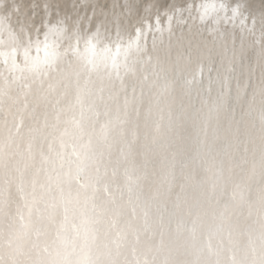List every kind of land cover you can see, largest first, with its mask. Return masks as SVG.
<instances>
[{
	"label": "bare ground",
	"instance_id": "bare-ground-1",
	"mask_svg": "<svg viewBox=\"0 0 264 264\" xmlns=\"http://www.w3.org/2000/svg\"><path fill=\"white\" fill-rule=\"evenodd\" d=\"M0 264H264V0H0Z\"/></svg>",
	"mask_w": 264,
	"mask_h": 264
},
{
	"label": "water",
	"instance_id": "water-1",
	"mask_svg": "<svg viewBox=\"0 0 264 264\" xmlns=\"http://www.w3.org/2000/svg\"><path fill=\"white\" fill-rule=\"evenodd\" d=\"M17 2L19 1V0H16ZM14 3H16V2H14ZM6 6V7H5ZM1 5V7H3L2 9H4V11H5V13H7V14H9L10 15V18H12V15L10 14L12 11H14L15 9V7H10V5H8V4H6V5ZM12 19H14V18H12Z\"/></svg>",
	"mask_w": 264,
	"mask_h": 264
}]
</instances>
